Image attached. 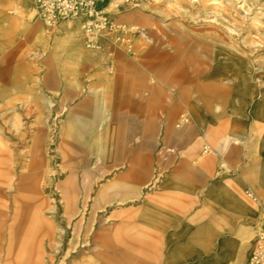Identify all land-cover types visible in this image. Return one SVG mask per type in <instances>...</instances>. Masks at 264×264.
I'll return each instance as SVG.
<instances>
[{"label": "rangeland", "instance_id": "1", "mask_svg": "<svg viewBox=\"0 0 264 264\" xmlns=\"http://www.w3.org/2000/svg\"><path fill=\"white\" fill-rule=\"evenodd\" d=\"M13 2L0 14V264L211 263L193 242L233 194L251 214L230 262L246 264L264 210V0L110 6L140 29L134 57L87 48L81 22L60 31L77 18L47 25L29 0L0 8ZM230 215L219 241L239 237Z\"/></svg>", "mask_w": 264, "mask_h": 264}, {"label": "built area", "instance_id": "2", "mask_svg": "<svg viewBox=\"0 0 264 264\" xmlns=\"http://www.w3.org/2000/svg\"><path fill=\"white\" fill-rule=\"evenodd\" d=\"M33 3L38 16L47 25H53L59 20L75 17L82 22L84 45L91 49H102L103 39L110 48L108 56H113L115 50L126 55L136 56L137 50L133 36L140 33L136 26L118 23L110 6L121 8L136 6L141 0H29ZM109 66V63H107ZM184 122L188 121L182 116ZM207 148H205V151ZM246 194L254 202H258L256 191L252 187L246 188ZM246 264H264V210L257 227L254 228L251 248Z\"/></svg>", "mask_w": 264, "mask_h": 264}, {"label": "bare ground", "instance_id": "3", "mask_svg": "<svg viewBox=\"0 0 264 264\" xmlns=\"http://www.w3.org/2000/svg\"><path fill=\"white\" fill-rule=\"evenodd\" d=\"M2 3H0L1 5ZM19 5L16 3H11L10 7H2L0 8V14L4 16V13L7 9V13L13 14L19 11ZM12 19L10 16H6V18ZM10 17V18H9ZM79 22V23H78ZM81 20L77 18V22L73 24H67L63 26L60 31L66 32L65 34L74 35L78 25ZM82 23V22H81ZM19 105H24L23 102H20ZM10 108H14V103H9ZM95 106V105H94ZM234 139V138H233ZM220 215V223H217L214 226H206L204 229L200 230L199 234H201V238H196L194 246L201 250L203 253L207 252L208 259L204 261V264H232L230 260L233 259V263H238L242 260V249L239 247L240 235H242L246 228V222L250 219V210L245 205L243 199L239 198L237 195H232L228 204L221 209ZM226 212L231 214L230 216L233 218L234 225L238 228L239 237L236 236L234 238H222L221 241L218 240V235L224 231H222L225 219ZM221 243V244H219ZM218 246V247H217ZM214 251V254H211V251ZM74 254H78L77 252ZM76 255H72L70 257L69 263L74 262V258ZM170 258L168 257V262ZM166 261V263H168Z\"/></svg>", "mask_w": 264, "mask_h": 264}]
</instances>
